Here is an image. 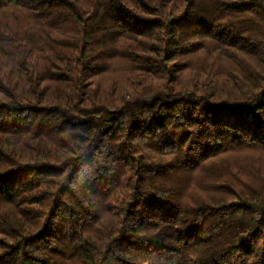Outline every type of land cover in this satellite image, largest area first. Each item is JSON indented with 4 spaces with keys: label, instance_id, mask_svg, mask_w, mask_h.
<instances>
[{
    "label": "trees",
    "instance_id": "16d2710c",
    "mask_svg": "<svg viewBox=\"0 0 264 264\" xmlns=\"http://www.w3.org/2000/svg\"><path fill=\"white\" fill-rule=\"evenodd\" d=\"M264 0H0V264H264Z\"/></svg>",
    "mask_w": 264,
    "mask_h": 264
},
{
    "label": "rangeland",
    "instance_id": "374dc122",
    "mask_svg": "<svg viewBox=\"0 0 264 264\" xmlns=\"http://www.w3.org/2000/svg\"><path fill=\"white\" fill-rule=\"evenodd\" d=\"M263 163H264V161H263ZM263 165H264V164H263ZM262 168H263L262 170H263V172H264V167H262Z\"/></svg>",
    "mask_w": 264,
    "mask_h": 264
}]
</instances>
